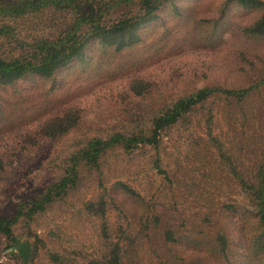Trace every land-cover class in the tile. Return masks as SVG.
<instances>
[{
	"label": "rangeland",
	"instance_id": "obj_1",
	"mask_svg": "<svg viewBox=\"0 0 264 264\" xmlns=\"http://www.w3.org/2000/svg\"><path fill=\"white\" fill-rule=\"evenodd\" d=\"M130 8L105 23L139 14ZM261 15L229 0H169L131 46L90 38L52 75L0 84L3 218L39 199L93 139L148 135L159 112L204 88L257 85L242 96L212 93L157 147L117 144L98 169L80 163L74 189L13 226L34 257L23 263L0 237V264H264V228L246 186L257 185L264 154V35L250 32ZM70 21L65 12L16 21L0 57L27 53Z\"/></svg>",
	"mask_w": 264,
	"mask_h": 264
},
{
	"label": "trees",
	"instance_id": "obj_2",
	"mask_svg": "<svg viewBox=\"0 0 264 264\" xmlns=\"http://www.w3.org/2000/svg\"><path fill=\"white\" fill-rule=\"evenodd\" d=\"M169 0H109L102 3L96 0H0V39L10 40L13 34V23L43 12H65L70 14L71 21L65 29L53 38H34L29 51L21 56L3 59L0 57V84L9 85L28 74L50 76L73 59L80 56L83 47L90 38L98 39L105 44L114 41L131 46L138 42L136 32L149 23ZM248 9L262 11L260 18L250 28L251 34L264 35V0H229ZM133 5H129L130 3ZM133 6L139 14L132 17L127 15L116 19L111 24L105 23L111 11H120ZM121 46V47H122ZM264 85V74L259 82ZM256 86L239 91L220 90L219 88H204L186 97L179 98L171 106L159 112L152 120L148 135L115 134L108 140L93 139L85 148L73 155L65 175L52 187L44 191L40 198L30 203L23 212L10 218L0 217V237L7 240L9 248L16 258L27 263L35 254V246L30 243L28 236H17L13 233V226L20 218L28 220L35 213L43 211L67 193L74 189L79 181L77 167L84 163L98 169L99 158L104 149L122 144L125 149H132L138 145L157 147L162 131L178 123L197 105L204 102L212 93L221 91L227 95H241ZM60 134V133H59ZM3 165L0 161V172ZM257 185H246L250 196L254 199L257 215L264 228V154L257 170ZM244 184V183H243Z\"/></svg>",
	"mask_w": 264,
	"mask_h": 264
}]
</instances>
